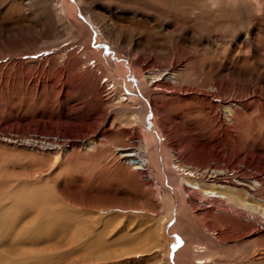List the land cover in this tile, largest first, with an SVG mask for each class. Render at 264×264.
<instances>
[{
  "label": "rangeland",
  "instance_id": "1",
  "mask_svg": "<svg viewBox=\"0 0 264 264\" xmlns=\"http://www.w3.org/2000/svg\"><path fill=\"white\" fill-rule=\"evenodd\" d=\"M258 199L264 0H0L3 263L264 264Z\"/></svg>",
  "mask_w": 264,
  "mask_h": 264
},
{
  "label": "bare ground",
  "instance_id": "2",
  "mask_svg": "<svg viewBox=\"0 0 264 264\" xmlns=\"http://www.w3.org/2000/svg\"><path fill=\"white\" fill-rule=\"evenodd\" d=\"M55 9H54V12H56V18H57V20L59 21L60 19H61V13L60 12H58V7H57V5H55V7H54ZM85 23L86 24H88V25H90L89 24V22L88 21H85ZM90 28H91V26H90ZM91 30V29H90ZM90 35H91V38H93L94 37V35H95V32L92 30L91 31V33H90ZM94 64V63H93ZM87 68V67H86ZM89 68V67H88ZM94 68H96V64L93 66V68H89V69H94ZM87 72V71H86ZM93 74V73H92ZM95 75V74H94ZM170 75V74H169ZM166 76V74L164 75V77ZM168 76V75H167ZM96 77V76H95ZM163 79V78H162ZM158 80L157 82H155V83H153V88H154V90H162V89H164V90H167L169 87H168V84H166V83H163L164 81L163 80ZM169 77L167 78V80L169 81ZM112 80V79H111ZM153 82V81H152ZM166 82V81H165ZM117 86V85H116ZM115 85H113V91H114V89H115V87H116ZM118 87L121 89V86L119 85V86H117V89H118ZM118 92V91H117ZM120 92H122L121 90H120ZM124 94V93H123ZM121 97V96H120ZM124 98L125 97H121V99L122 100H124ZM128 98V97H127ZM125 100H126V98H125ZM58 136H51V137H44V139H45V141H58V138H57ZM61 142V141H60ZM128 149L127 148H123V149H119V151H124V153H121L120 154V157L121 158H128V160H130L131 161V164H133L134 165V168H136V170L138 169L139 171H140V169L141 168H143L144 166H146V164L148 163H146V162H144V161H142V160H140V156H137L136 155V152H132V151H130V152H128L127 151ZM129 161V162H130ZM143 170V169H142ZM210 171V170H209ZM211 171H214L215 172V170H211ZM210 171V173L212 174L211 176H210V173H209V179H212V181H210V183L212 184L211 185V187H214V190L213 191H209V190H206V191H209V192H207V195H205V197L207 196V198L208 197H213V198H210V199H214V197L215 198H218V199H224V200H226V199H228L227 198V196L225 195H223L222 193H220V192H222L225 188V186L226 185H224V183H222V181H226V180H228V178L226 177V179H224L220 174H219V172H215V173H213V172H211ZM222 171V170H221ZM220 171V172H221ZM207 173V172H206ZM222 173H224V174H227L225 171H223ZM204 174V173H203ZM185 176H188L187 178H188V180L190 181V180H193L194 182L192 183L191 181V183L189 182V183H186V181L185 182H183V183H185V185L186 186H190L191 188H193L192 190H195V189H200L201 187H200V182H199V180H196V179H191V178H194L195 176H194V174H193V172L192 171H188V172H186L185 171V174H184ZM184 181V180H183ZM233 182H232V184L233 183H235L234 182V180H232ZM201 182H203V181H201ZM226 183H228L227 181H226ZM237 184L239 183V184H242V185H247V184H245L244 182H242V180H241V182L240 181H237L236 182ZM194 184V185H193ZM235 186V185H234ZM243 187H245V186H243ZM229 188V187H228ZM231 188V187H230ZM203 190V189H202ZM199 191V190H198ZM206 191H204V193L206 192ZM193 192H195V191H193ZM202 192V191H201ZM248 194V200L246 201V202H244V201H241V199H240V197L237 195V194H233L232 195V200H233V202H235V203H238L239 205H243L242 207H244L246 210H249L250 211V208H252L251 207V205H254L255 204V202H253L252 201V199L253 198H255V195L254 194H251V193H247ZM223 200V201H224ZM212 201H214V200H212ZM216 201H217V199H216ZM258 202H261L260 204L259 203H256V204H259L258 206H260L261 207V210L262 211H264V208H263V206H264V200L263 199H261V200H259L258 199ZM231 203V202H230ZM246 203V204H245ZM254 203V204H253ZM251 204V205H250ZM231 205H233L232 203H231ZM241 207V208H242ZM254 209V208H253ZM48 215V214H47ZM47 218V217H46ZM49 218V217H48ZM47 218V221H49V219ZM44 219H45V217H44ZM51 220V219H50ZM45 221H46V219H45ZM45 224V222H38L37 224H35V225H33L32 227H28V228H26V229H24V231L26 232V233H35V232H40V231H43L42 229H43V225ZM1 225L2 224H0V229H1ZM45 226V225H44ZM47 226V225H46ZM45 226V227H46ZM27 229H29V230H27ZM27 230V231H26ZM22 231V230H21ZM20 231V232H21ZM24 231H23V233H24ZM0 232L1 233H3L4 232V230H0ZM22 233V232H21ZM23 233H22V235H23ZM32 234V235H33ZM24 235H26L25 233H24ZM18 236H19V234H18ZM28 236V235H27ZM31 236V235H30ZM29 238V237H28ZM85 240V239H84ZM201 252V251H200ZM33 254V253H32ZM35 255V256H34ZM34 255H26V253H23V259L26 261V262H31L32 260H36V262H38L37 261V259L39 258V256H40V253H39V256H38V253H37V255H36V253H34ZM3 256V255H2ZM22 255H20L19 256V258H17V259H12V258H7V262H4L3 263V261H1L0 260V264H17L18 263V261L20 260V257H21ZM41 256H42V254H41ZM40 259H42V258H39V260ZM172 262V261H171ZM171 262H170V260H166V263L167 264H171ZM197 263H202L201 261H198Z\"/></svg>",
  "mask_w": 264,
  "mask_h": 264
}]
</instances>
